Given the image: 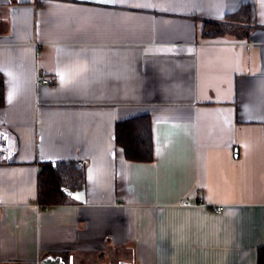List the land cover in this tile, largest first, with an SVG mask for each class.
Masks as SVG:
<instances>
[{"label": "crops", "instance_id": "obj_1", "mask_svg": "<svg viewBox=\"0 0 264 264\" xmlns=\"http://www.w3.org/2000/svg\"><path fill=\"white\" fill-rule=\"evenodd\" d=\"M243 5L250 23L203 37ZM0 74V264H258L264 0H0ZM142 114L149 163L115 141ZM60 161L86 184L41 209Z\"/></svg>", "mask_w": 264, "mask_h": 264}, {"label": "trees", "instance_id": "obj_2", "mask_svg": "<svg viewBox=\"0 0 264 264\" xmlns=\"http://www.w3.org/2000/svg\"><path fill=\"white\" fill-rule=\"evenodd\" d=\"M252 9L243 5L228 14L222 22H206L202 31L205 39H216L238 29V25L250 23ZM5 105V83L0 74V108ZM116 144L125 157L134 162L149 163L155 159L152 120L149 114L132 117L116 124ZM86 173L75 161L44 162L38 173L37 203L41 209L71 203V193L86 184ZM258 264H264V247L258 250Z\"/></svg>", "mask_w": 264, "mask_h": 264}, {"label": "built area", "instance_id": "obj_3", "mask_svg": "<svg viewBox=\"0 0 264 264\" xmlns=\"http://www.w3.org/2000/svg\"><path fill=\"white\" fill-rule=\"evenodd\" d=\"M42 82L44 84H51V80H49V79H44ZM78 165L79 166H83V163L82 162H78ZM181 204L182 205H185L186 202L185 201H182ZM212 211L215 212V213H218V214H222L224 212V207L223 206H214L212 208Z\"/></svg>", "mask_w": 264, "mask_h": 264}, {"label": "water", "instance_id": "obj_4", "mask_svg": "<svg viewBox=\"0 0 264 264\" xmlns=\"http://www.w3.org/2000/svg\"><path fill=\"white\" fill-rule=\"evenodd\" d=\"M54 262L53 261H44L43 264H53Z\"/></svg>", "mask_w": 264, "mask_h": 264}, {"label": "snow or ice", "instance_id": "obj_5", "mask_svg": "<svg viewBox=\"0 0 264 264\" xmlns=\"http://www.w3.org/2000/svg\"><path fill=\"white\" fill-rule=\"evenodd\" d=\"M57 264H59V262H57Z\"/></svg>", "mask_w": 264, "mask_h": 264}]
</instances>
